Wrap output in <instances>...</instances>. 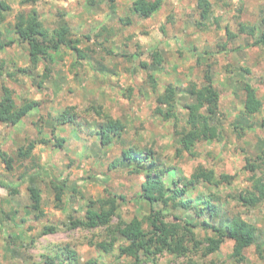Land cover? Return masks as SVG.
I'll return each instance as SVG.
<instances>
[{
    "label": "rangeland",
    "instance_id": "rangeland-1",
    "mask_svg": "<svg viewBox=\"0 0 264 264\" xmlns=\"http://www.w3.org/2000/svg\"><path fill=\"white\" fill-rule=\"evenodd\" d=\"M22 1L9 0L12 10L0 23L5 39L15 41L0 53L6 67L0 75V97L7 86L18 104L34 100L39 105L17 125L0 123V149L14 158L10 170L0 160V180L19 185L20 176L26 174L18 194L0 186V210L4 211L0 212V264H134L132 253L121 254L129 244L123 236L117 235L110 252L98 247L113 242L120 221L143 218L150 211L142 198L146 172L122 160V151L128 148H135L142 159L155 157L167 172V189L182 179L180 188L187 190L184 199L190 207L159 206L167 219L182 227L186 222H206L225 229L229 217L241 216L258 228L261 249L249 247L243 261L234 257V241L225 239L218 252L207 254V243L198 248L192 243L187 254L164 253L154 264H264V203L250 208L240 201L253 188V180L264 179V108L254 116L243 114L245 83L254 86L264 103V46L252 45L262 32L264 0H209L207 9L200 8L198 0H165L148 19L132 12L135 0H40L34 5H22ZM32 9L49 30L68 26L85 58H76L74 51L62 47L52 52V60L31 63L28 45L20 42L15 25L21 12ZM242 24L247 26L244 33ZM252 28L255 35L250 34ZM154 51L164 58L161 66L152 63ZM209 72L220 93L219 116L212 122L218 136L197 145L198 157H177L180 136L175 116L179 115L181 129L196 103L192 88L204 84ZM160 96L164 110L176 99V111L169 120L158 114ZM71 106L78 112L77 123L57 125L60 114ZM99 106L123 123V139L106 147L96 133L103 123L94 111ZM54 129L66 140L62 148L53 139L39 143L41 138H52ZM33 142L35 148L28 150ZM21 148L28 152L26 158L19 155ZM201 168L233 179L219 186L203 181L190 185ZM51 175L78 184L60 205ZM31 186L40 192L39 211L32 207ZM111 195L125 200H118V216L109 227L69 228L85 215L91 201ZM49 226L56 232L46 233ZM187 231L202 242L215 237L201 226Z\"/></svg>",
    "mask_w": 264,
    "mask_h": 264
},
{
    "label": "trees",
    "instance_id": "trees-1",
    "mask_svg": "<svg viewBox=\"0 0 264 264\" xmlns=\"http://www.w3.org/2000/svg\"><path fill=\"white\" fill-rule=\"evenodd\" d=\"M40 0H23L22 5H34ZM114 3L116 0H109ZM165 0H135L132 5V12L142 19H148L156 14L164 5ZM198 5L202 9H207L210 6L209 0H198ZM12 10L9 0H0V23L7 19V14ZM127 23H130L128 21ZM263 28L260 37L252 44L253 46H264V18L262 20ZM247 26L241 25V32L246 31ZM256 28H252L251 35H255ZM15 33L18 35L21 43H26L29 48V58L31 63L38 65L42 60L53 59L52 52H59L62 47H68L74 51L76 58H85L83 51L78 47L79 40L71 38V31L68 26L63 25L57 29L49 30L45 27L38 11L32 9L28 13L21 12L17 17L15 25ZM15 43L14 40H6L4 32L0 28V53L6 48L11 47ZM109 54H114L113 51H108ZM201 59V55H198ZM152 63L158 66L163 64L164 58L159 51H154L151 54ZM147 68L146 64H143ZM6 73V67L0 60V75ZM12 75V74H10ZM150 80L154 88L157 81L154 76L150 75ZM206 81L201 86L194 85L192 95L196 99V103L189 109L188 115L183 126L179 129V115L175 116L176 134L180 136V144L176 150L177 157L188 154L191 157H198L197 145L201 142L213 141L218 136L217 127L212 125V122L219 116L220 112V93L213 83L211 73L206 74ZM173 92V90H171ZM245 104L243 114L254 116L260 114L264 108V103L258 96L257 90L250 83H245ZM163 97L158 98V114L165 120H169L176 111V99L168 102V109L164 110L161 106ZM38 102L34 100H25L22 104H18L13 96V91L3 86L2 95L0 97V123L7 125H17L23 118L28 116L37 106ZM95 113L102 118L103 123L97 128V136L102 146H110L112 143L123 139L124 129L121 119L114 118L112 115L105 112L102 106L94 107ZM78 112L75 107L66 108L58 117L59 126L67 124H75L78 119ZM56 141L58 148H62L65 143V138L59 137L56 130L52 131V138H41L40 144H48L51 140ZM35 143H31L27 147L28 150H33ZM26 149V148H25ZM20 156L25 158L29 155L24 149H20ZM148 158V157H147ZM0 160L8 170L14 167V158L5 150L0 149ZM122 160L133 164L135 170L144 171L147 174L148 183L144 187L142 198L148 203L150 211L143 218L135 217L130 222L124 220L115 227L114 240L111 243H99L98 247L105 252H110L115 247L117 235L125 237L129 242L128 246L121 249V254L132 253L135 256L134 264H143L145 260L150 264H154L159 255L164 253L169 254H187L190 246L198 248L202 244L207 243L206 252L212 254L220 250L225 239L234 241V257L238 261L245 259V251L252 246H257L258 228L244 220L241 216H233L227 219L225 229L218 226L204 224H190L186 222V226L182 227L176 222L167 219L169 216L159 206L178 208H189V201L184 199L187 192L186 189H181V178L173 181V189H167L164 182V177L167 172L163 171L156 162L155 157L150 156L148 159H142L141 153L135 148H128L122 151ZM51 185L55 192V198L58 205L63 203V196L66 193L76 190L77 183L67 184L61 182L54 175H51ZM26 178V174L20 176L21 183ZM233 176L228 174L218 175L213 169L201 168L194 174L190 185L201 181L211 186H219L224 183H230ZM253 188L247 190L241 195L240 201L246 207L255 208L264 203V179H255ZM20 183V184H21ZM19 185L0 180V186L9 190L11 194L19 193ZM33 208L40 210L41 196L39 189L35 186L29 188ZM125 200L124 196L111 195L107 198H100L96 201H91L87 207L85 215L73 221L69 228L75 229H96L99 227L110 226L112 219L118 216L119 204L118 200ZM208 209H211V204L206 203ZM215 211V208L213 209ZM3 214L4 211L0 210ZM177 217V216H176ZM192 226H201L206 230H212L215 237H208L205 241H199L196 236L187 229ZM46 233H55L56 228L49 226L45 228Z\"/></svg>",
    "mask_w": 264,
    "mask_h": 264
}]
</instances>
